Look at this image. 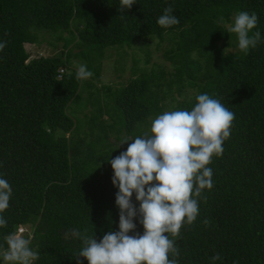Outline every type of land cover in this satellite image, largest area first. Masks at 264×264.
<instances>
[{
    "label": "trees",
    "instance_id": "16d2710c",
    "mask_svg": "<svg viewBox=\"0 0 264 264\" xmlns=\"http://www.w3.org/2000/svg\"><path fill=\"white\" fill-rule=\"evenodd\" d=\"M170 5L180 22L161 27L157 19ZM119 6L120 0H0V42H7L0 50V178L12 188L9 207L0 213L7 221L0 227V252L6 235L27 227L29 246L39 254L32 264H88L76 259L83 241L71 230L83 235L87 229L98 242L120 230L119 189L109 161L128 145L106 143L107 131L117 142H131L150 127V118L190 110L195 97L207 93L235 119L222 155L209 165L213 187L199 198L196 221L178 237L169 235L179 249L169 258L178 264H264V0H134L123 14ZM240 11L257 15L250 36L261 34L247 54L224 26ZM45 34L61 42L60 51L29 59L24 45L46 42L38 39ZM173 35V49L165 54L172 71L136 69L125 86L102 87L104 104L85 116L83 137L75 134L80 121L68 109L79 101L83 80L72 68V50L98 79L89 55L100 62L111 48ZM187 89L194 95L181 99ZM132 203L138 210L135 193ZM140 220L129 235H143ZM217 253L221 259L213 262Z\"/></svg>",
    "mask_w": 264,
    "mask_h": 264
},
{
    "label": "clouds",
    "instance_id": "9594fccd",
    "mask_svg": "<svg viewBox=\"0 0 264 264\" xmlns=\"http://www.w3.org/2000/svg\"><path fill=\"white\" fill-rule=\"evenodd\" d=\"M133 4L134 0H120L119 11L123 14ZM172 13L170 5L158 17L157 24L165 28L179 24ZM257 22L255 13L240 11L231 23L224 24L228 33L236 34L238 47L245 54L261 38L258 31L250 36ZM6 46V41L0 42V50ZM62 72L59 70L58 79ZM92 75L86 65L78 66V80ZM195 99L197 102L190 110L165 111L150 118L148 131L131 142H121L128 145L127 150L109 161L114 170L113 185L119 189L116 203L120 209V230L104 234L99 242L95 235L87 234V229L83 235L71 230L72 236L83 241L77 260L83 257L88 264H178L177 259L169 258L170 254L179 256L175 240L169 235L178 237L185 224L196 221L198 200L205 189L213 187V170L209 165L214 156L222 155L235 119L229 108L209 94H199ZM133 193L140 205L138 210L132 203ZM11 196L10 184L0 178V213L8 209ZM138 215L144 233L129 235L136 229L134 220ZM6 225V219L0 215V227ZM25 234L26 230L20 227L4 237L7 248L0 252L4 264H32L38 259L39 254L30 248ZM211 259L215 262L221 257L217 253Z\"/></svg>",
    "mask_w": 264,
    "mask_h": 264
},
{
    "label": "rangeland",
    "instance_id": "374dc122",
    "mask_svg": "<svg viewBox=\"0 0 264 264\" xmlns=\"http://www.w3.org/2000/svg\"><path fill=\"white\" fill-rule=\"evenodd\" d=\"M41 37L44 38L46 42L42 41L39 44L24 45L30 58H36L39 56L50 57L60 51L61 42H57L55 39L49 38L47 34L44 36L39 35L38 39H41ZM171 37L173 38L175 36H167L162 42L139 41L134 43L131 48H111L107 50L104 59L100 62L96 61L97 59L92 55L88 56L89 66L92 69L98 68L99 77L97 79L95 74L92 72L93 75L89 79L83 80V86L80 89L79 101L77 103H72L69 106L68 114L70 117L77 122L80 121V125L75 134H78L80 138L83 137V134L87 131L84 125L85 116H89L92 111L94 112L95 106L99 107L104 104L103 93H101L102 87L118 89L125 86L128 79L136 76L133 75L136 69L145 68L147 71H150L162 68L167 72L172 71L171 63L165 58L166 52L173 49V42L171 43L170 41ZM48 41L52 44L56 43L57 46L51 47L48 44ZM231 51L234 52V49H231ZM76 54V50H72V56L74 58H71V62L73 63L72 68L74 69L78 68L76 63H78V65L82 64V61H80L82 55L76 57ZM86 85H90L91 88H88ZM192 95H194V90L187 89L184 91L181 99L183 97L189 98ZM102 118L106 119V115L103 114ZM149 128L150 127H148L146 131H148ZM94 134H96V131ZM114 137V133L108 131L107 136H104L106 143L111 144V146L115 148L122 149L121 143L115 141ZM23 229H25L26 233H28L26 238L30 240L31 231L26 227H23Z\"/></svg>",
    "mask_w": 264,
    "mask_h": 264
}]
</instances>
